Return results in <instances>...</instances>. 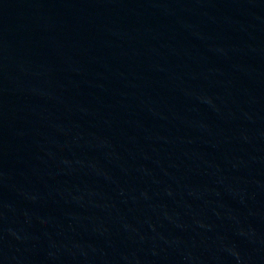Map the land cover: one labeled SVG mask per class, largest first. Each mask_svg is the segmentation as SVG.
<instances>
[{
	"label": "water",
	"instance_id": "95a60500",
	"mask_svg": "<svg viewBox=\"0 0 264 264\" xmlns=\"http://www.w3.org/2000/svg\"><path fill=\"white\" fill-rule=\"evenodd\" d=\"M0 264H264V0H0Z\"/></svg>",
	"mask_w": 264,
	"mask_h": 264
}]
</instances>
